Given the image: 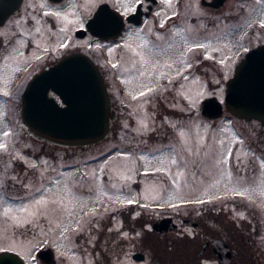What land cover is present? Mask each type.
<instances>
[{
  "label": "rangeland",
  "instance_id": "obj_1",
  "mask_svg": "<svg viewBox=\"0 0 264 264\" xmlns=\"http://www.w3.org/2000/svg\"><path fill=\"white\" fill-rule=\"evenodd\" d=\"M27 25L25 22V29ZM126 36L125 44L110 56V62L120 65V79L102 60L94 61L105 72L101 71L112 107L118 106L126 121L118 131L111 123L104 139L86 146L46 142L28 135L20 108H0V144L6 146L2 150H11L0 157V169L20 170L8 174L14 179L36 170L26 183L29 192L24 197L29 202L1 207L3 213L11 211L6 219H0V246L16 243L35 248L45 244L69 249L68 230L73 228L74 232L75 225L88 221V227L84 226L88 239L81 242L92 248L97 237L92 230L101 227L97 221L111 217L118 207H133L143 217L163 212L192 214L209 206L215 211L213 215L218 213L215 217L222 228L226 215L232 218L234 228L242 218L248 221L249 241H241V255L237 254L235 262L264 264V126L227 112L213 120L202 114L201 104L206 98L215 94L222 102L225 98V93H214V88L208 87L210 74L213 79L216 75L212 68V73L201 75L199 88L183 87L187 81H182L178 92L170 87L156 89L161 79L173 78L168 71L174 66L173 60L164 54L151 56L149 46L135 37L139 35ZM54 41L42 39L39 52H47L62 39ZM40 58L38 69L47 65L44 57ZM31 61L29 57L18 65L25 78L29 69L36 68ZM184 78L187 76L181 80ZM148 88L155 90L147 92ZM142 91L147 95L141 96ZM32 150L39 151L40 156L29 158L26 153ZM39 184L42 188L37 190ZM41 200L44 203L38 204ZM118 217L121 220L125 216ZM119 223L121 248H139V234L134 244L128 231H121L126 223ZM103 225L100 231L108 234L104 221ZM123 255L127 253L122 252L121 264L126 260Z\"/></svg>",
  "mask_w": 264,
  "mask_h": 264
},
{
  "label": "flooded vegetation",
  "instance_id": "obj_2",
  "mask_svg": "<svg viewBox=\"0 0 264 264\" xmlns=\"http://www.w3.org/2000/svg\"><path fill=\"white\" fill-rule=\"evenodd\" d=\"M21 2L19 9L11 14L7 21L0 24V108L4 109L20 108L22 112L23 92L34 76L72 53L87 55L95 62L102 60L118 79L117 68L120 65L114 61L110 62L112 60L110 56L112 51L116 53L121 49L122 44H125L127 34L139 35L140 37H135L141 38L149 46L148 52L153 54L151 56L164 54L165 57L173 60L176 70L173 69L174 66L169 68V76L178 77L179 80L161 79V85L156 84V89L170 87L175 89L174 92L179 91L182 81L183 83L187 81V85L183 87L199 88L201 75H208L211 68L216 75L213 79L214 76L210 74L212 79L208 81V87H213L214 93L226 92L227 84L235 76L239 65L247 61L250 71L258 68L259 65L254 61H248V54L251 50L264 46V27L261 26L264 23V0L259 2L258 0H22ZM126 7L135 10L125 11ZM99 10L101 14L97 18L96 13ZM51 12H58L60 15H45ZM65 16L66 19L63 18ZM128 16L132 18L128 19ZM122 18L124 23L121 26ZM24 21L29 24L26 29ZM47 38L54 44V40L58 38L62 41L55 46L50 45L47 52L42 54L39 52L41 40ZM41 56L44 57L47 65L38 69ZM29 57H32L31 65L37 66L29 69L25 78L19 73L18 65ZM113 64L117 67H113ZM101 71L105 75L104 70ZM184 76L187 78L181 80ZM50 95H54L53 92H50ZM117 110L118 106L115 108L116 116L112 120L115 131L119 130V125L126 122L120 110ZM20 118L24 124L22 113ZM246 121L259 122L256 119ZM28 135L34 136L29 131ZM9 151L11 150L0 149V157H5L4 155H8ZM26 155L29 158H36L40 156V152L32 150ZM36 168L37 166H33V169ZM66 170H70V167ZM35 171L20 174L19 179L17 177L14 179L8 174L21 173L20 170L0 169V219L7 218L2 212V205L19 206L29 202L25 201L24 197L29 192L26 183L27 179L36 173ZM39 185L36 186L37 190L42 188V185ZM116 210L111 217H102L97 221L99 222L97 226L101 227L92 230V234L97 236L92 248H86L87 246L81 242L88 239L84 232V226L88 227L87 221L75 225L74 232H72L73 228L68 230L69 249L45 244L30 248L15 243L0 246V256L10 253L15 256L13 263L17 264H121L122 252H124L127 253V256L123 255L126 257L124 264H130L131 259L142 264L143 262L169 264L165 252L169 243L178 240L179 244L182 243L180 247L187 249L181 251L177 263L173 264H206V262L243 264V261L236 263L235 258L241 255L238 252L241 241L244 238L249 241L246 218H242L240 225L235 224L234 228L232 218L226 215L222 220L224 223L222 228L218 218L215 217L218 213L213 215L215 211L212 212L209 206L201 207L192 214L163 212L151 213L143 217L137 214L133 207L129 209L126 206L118 207ZM120 214L125 216L121 220L126 223V228L121 231H128L134 244L138 233L139 239H142L139 248H121L119 240L121 220L118 217ZM163 220L166 221L162 224ZM103 221L107 226L108 234L100 231L104 227ZM111 226L113 228H110ZM223 233L227 234L228 238H223ZM188 239H194V243H197L194 245L195 248L184 245ZM136 254L143 256V259H135ZM244 263L248 262L245 260Z\"/></svg>",
  "mask_w": 264,
  "mask_h": 264
},
{
  "label": "water",
  "instance_id": "obj_3",
  "mask_svg": "<svg viewBox=\"0 0 264 264\" xmlns=\"http://www.w3.org/2000/svg\"><path fill=\"white\" fill-rule=\"evenodd\" d=\"M21 1L0 0V24L19 9ZM100 14L99 10L97 18ZM123 21L122 18L121 26ZM248 61H254L258 68L250 71L247 61L239 65L227 84L224 102L216 96L202 102L201 110L206 118H220L226 110L240 119L259 120L264 126V46L251 50ZM107 88L94 60L81 53L71 54L30 81L23 92L22 121L31 134L46 142L64 146L93 144L109 135L116 116ZM14 257L3 254L0 264H17L13 263ZM134 258L143 259V256L136 254Z\"/></svg>",
  "mask_w": 264,
  "mask_h": 264
},
{
  "label": "trees",
  "instance_id": "obj_4",
  "mask_svg": "<svg viewBox=\"0 0 264 264\" xmlns=\"http://www.w3.org/2000/svg\"><path fill=\"white\" fill-rule=\"evenodd\" d=\"M112 126L114 127L113 124ZM181 244H179L178 240H174L172 243H169L167 252H165V256L169 264L177 263L176 262L178 260L177 257H179L182 254L181 251H185L187 249V248H181L180 247ZM184 245H188L189 248H192V246L194 247V245H197V243L196 244L194 243V239L192 240L188 239Z\"/></svg>",
  "mask_w": 264,
  "mask_h": 264
},
{
  "label": "snow or ice",
  "instance_id": "obj_5",
  "mask_svg": "<svg viewBox=\"0 0 264 264\" xmlns=\"http://www.w3.org/2000/svg\"><path fill=\"white\" fill-rule=\"evenodd\" d=\"M258 2H259V0H258ZM135 9L134 8H126L125 9V11H134ZM45 15H55V16H59L60 15V13H58V12H51V13H45ZM64 19H66L67 17L65 16V17H63ZM161 26H163V25H161ZM261 26L262 27H264V23H262L261 24ZM199 47H203V45H198ZM113 67H117V65H115V64H113ZM169 67H171V65H169ZM189 67H190V65H189ZM155 89H153V88H148V90H147V92H152V91H154ZM147 92H144V91H142L141 93H140V95L141 96H144V95H147ZM6 94V93H5ZM134 98H136V97H134ZM5 135H7V133H5ZM6 146L4 145V144H0V149H4ZM238 194H240V193H238ZM132 201H129V203H131ZM37 203L38 204H43L44 203V201L43 200H41V201H37ZM197 203H203V201H197ZM11 211V209H6L5 210V215H8V213ZM33 260L35 259V257H33L32 258Z\"/></svg>",
  "mask_w": 264,
  "mask_h": 264
}]
</instances>
